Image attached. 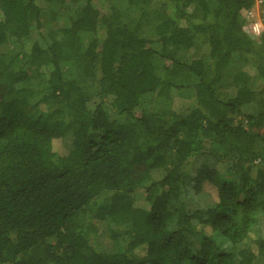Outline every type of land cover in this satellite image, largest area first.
<instances>
[{
  "label": "trees",
  "instance_id": "1",
  "mask_svg": "<svg viewBox=\"0 0 264 264\" xmlns=\"http://www.w3.org/2000/svg\"><path fill=\"white\" fill-rule=\"evenodd\" d=\"M253 3L0 0V264L264 261V32L242 18ZM233 55L241 66L220 78ZM154 57L190 77L188 94ZM147 94L166 102L148 110ZM187 190L212 205L188 206ZM106 239L115 250L96 248Z\"/></svg>",
  "mask_w": 264,
  "mask_h": 264
},
{
  "label": "rangeland",
  "instance_id": "2",
  "mask_svg": "<svg viewBox=\"0 0 264 264\" xmlns=\"http://www.w3.org/2000/svg\"><path fill=\"white\" fill-rule=\"evenodd\" d=\"M253 10H255V12H257L261 17H262V8H261V1L260 0H254V3L252 5ZM249 8V9H250ZM243 13V12H242ZM136 15L135 11H130L129 12V17L131 19L134 18V16ZM243 18V16H242ZM40 24L44 27H49L51 29H55L58 25V23H56L55 21H53L50 17V14L48 12V10H44L39 18ZM247 25V24H246ZM31 33L32 35L38 39V41L41 42V39L39 38V34H38V30H36L34 27H32L31 29ZM88 42V38L86 35H80V43H81V47H85L87 45ZM11 46L9 44H5L0 46V58L3 59L4 61H8L10 58V50ZM206 64H208L207 61H205ZM241 62L238 60V58L233 55L230 59V61L228 62V64L222 68L219 71L220 74V78H225V79H230L233 75V73L237 70V68H239L241 66ZM153 65H154V71L155 74L159 77H163V76H167L169 78V80L171 81H176L178 84H182L183 87L180 90V94L184 95V94H188L189 93V88H190V83H191V79L190 77H181L177 74H171L169 72H171V69H167L165 68V66H167V61H165L164 59H161L160 57H154L153 58ZM207 66V65H206ZM209 71V75L210 74V70ZM168 74H170L171 76H168ZM249 87H251L252 89H257L259 84L257 81L255 80H250L249 81ZM160 97V96H159ZM35 97H30L29 100L33 101ZM143 102L147 105V109H150V105L153 106H162L165 104V99L163 97L158 98V96L156 94H147L143 97ZM109 118L111 120H117V121H124V118L117 116L116 113L110 112L109 114ZM71 144H72V138L71 137H66L61 144V152L62 153H66L70 148H71ZM196 165V164H195ZM194 165V166H195ZM186 199H185V203L188 206H194V204H196V202H200L202 204H207V205H212V199L211 196H209L208 194H193L191 191L187 190L186 191ZM115 242H113L110 239H106L104 241H102L101 243L96 245L97 249L100 250H106V251H113L115 250ZM254 264H264V261L261 260H256Z\"/></svg>",
  "mask_w": 264,
  "mask_h": 264
},
{
  "label": "built area",
  "instance_id": "3",
  "mask_svg": "<svg viewBox=\"0 0 264 264\" xmlns=\"http://www.w3.org/2000/svg\"><path fill=\"white\" fill-rule=\"evenodd\" d=\"M242 16L244 22L251 30L252 35H254L255 38H258L264 32L262 17L252 8L244 10Z\"/></svg>",
  "mask_w": 264,
  "mask_h": 264
}]
</instances>
